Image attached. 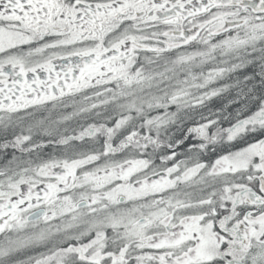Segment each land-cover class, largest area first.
<instances>
[{"label":"snow or ice","instance_id":"snow-or-ice-1","mask_svg":"<svg viewBox=\"0 0 264 264\" xmlns=\"http://www.w3.org/2000/svg\"><path fill=\"white\" fill-rule=\"evenodd\" d=\"M0 264H264V0H0Z\"/></svg>","mask_w":264,"mask_h":264},{"label":"flooded vegetation","instance_id":"flooded-vegetation-1","mask_svg":"<svg viewBox=\"0 0 264 264\" xmlns=\"http://www.w3.org/2000/svg\"><path fill=\"white\" fill-rule=\"evenodd\" d=\"M43 75H44V74H41L42 77H43ZM221 83H223V82H221ZM207 103H208V106H209L213 111H215L218 107H220L222 101H221L219 98H213L212 101H209V102H207ZM204 111H205V114L207 115V110L205 109ZM225 126H227V125H225ZM45 151H49V149H46ZM41 187H43V186H41Z\"/></svg>","mask_w":264,"mask_h":264},{"label":"rangeland","instance_id":"rangeland-1","mask_svg":"<svg viewBox=\"0 0 264 264\" xmlns=\"http://www.w3.org/2000/svg\"><path fill=\"white\" fill-rule=\"evenodd\" d=\"M221 82H223V81H221ZM221 82H220V83H221ZM212 86L214 87V86H216V85H212Z\"/></svg>","mask_w":264,"mask_h":264}]
</instances>
